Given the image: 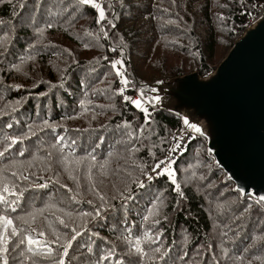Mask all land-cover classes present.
Masks as SVG:
<instances>
[{
    "label": "trees",
    "instance_id": "16d2710c",
    "mask_svg": "<svg viewBox=\"0 0 264 264\" xmlns=\"http://www.w3.org/2000/svg\"><path fill=\"white\" fill-rule=\"evenodd\" d=\"M70 1L0 0V151L8 149L0 171L14 164L0 191L6 185L15 193H3L7 203H0V211L8 212L1 216L12 221H0V249H7L0 258L7 264H264V201L235 191L207 150L199 152L201 165L184 169L202 136L151 176L178 126L175 115L158 108L153 88L178 76L176 65L154 80L113 85L118 113L109 117L105 109L75 123L88 114L80 110L92 106V71H100V78L107 70L92 50L105 58L115 51L133 76L132 55L140 42L135 38L144 36L136 30L149 34L147 57L160 46L156 39L170 34L169 42L207 76L264 0H100L111 25L99 29L97 47L86 26L77 27L60 7ZM133 5L152 21L140 17L143 25L133 29ZM53 31L71 44L45 45ZM96 58L99 68H93ZM34 60L37 80H11L21 63ZM136 93L144 101L140 107L130 102ZM12 139L17 143L9 148ZM76 231L80 235L64 256L63 246ZM25 237L46 245L29 252L27 241L20 243ZM117 239L118 246L112 243ZM137 240L142 253L135 251Z\"/></svg>",
    "mask_w": 264,
    "mask_h": 264
},
{
    "label": "water",
    "instance_id": "95a60500",
    "mask_svg": "<svg viewBox=\"0 0 264 264\" xmlns=\"http://www.w3.org/2000/svg\"><path fill=\"white\" fill-rule=\"evenodd\" d=\"M157 86V101L165 99L158 108L201 125L234 190L264 201V12L210 74L193 71Z\"/></svg>",
    "mask_w": 264,
    "mask_h": 264
},
{
    "label": "rangeland",
    "instance_id": "374dc122",
    "mask_svg": "<svg viewBox=\"0 0 264 264\" xmlns=\"http://www.w3.org/2000/svg\"><path fill=\"white\" fill-rule=\"evenodd\" d=\"M96 3L100 4V0H96ZM264 3H260L259 6L260 13L262 14L264 12ZM101 5V4H100ZM63 8V10H68V12L71 14V18L77 21V27L81 25L86 26V32L90 33V39H94V45L97 47L100 43V38L97 34H99V29L101 27H105L107 30L110 28L111 22L108 20L106 17V12L104 10V16L105 18L103 20L99 19V12L97 9L92 7L91 5H85L79 2V0H72L70 2H64L60 6ZM140 8L136 7L133 5L132 7V18H133V24L132 28H137L139 25H143V20L140 17H143L146 22L152 21L144 16H140L139 12ZM132 20V19H131ZM130 20H126L123 22L125 25L130 26L131 22H127ZM175 21V20H169L168 23ZM53 25L56 28L60 29H65L63 25H61L60 21L53 20ZM106 30V32H108ZM44 31V29H43ZM136 31H140L143 33L144 36L137 37L135 39H138L139 42V52L135 53L132 55L133 58V63H132V68H133V76H128L127 72L125 71L124 67L122 66L121 60L118 59V57L115 55V51H111L108 53L107 58L101 53H99L96 50H92L93 56H101L104 58L105 65L107 66V70L103 72L100 78V71L95 70L92 71V76H95V79H93L94 86L90 88V93L93 95L94 98L89 99V103H91V108L87 109L83 107L80 111L84 113H88L85 115H82L80 118H78L75 123H78L83 120H88L92 116H95L96 112H101L104 111L105 109L109 111V117L116 115L119 111V103L120 101L117 99V91H116V97H115V88L113 85L118 86V88L121 89V85H126V86H134V85H128L131 84L136 78L139 80H154L158 77L159 72L162 70L163 73H167V69L172 66L176 65L178 70L180 71L179 75H184L187 73H191L193 71H198L195 67V59H193L191 56H186L185 54L181 53L176 45H173L169 42V38L171 37L170 34H167L163 36L162 38L156 39L157 41L160 40V46L156 49H152L151 53H149V56L147 57L146 54L150 52L149 49H145L146 46V39H149V34H145L143 29H138ZM42 31L39 30V33ZM46 35L49 34V32H45ZM49 37L51 40H44L42 41L45 45L49 46L50 43L53 42H58L61 43L62 45H70L71 43L68 42L65 38L62 37V33L58 31H53L49 34ZM161 43L163 44L161 46ZM159 44L156 45V47ZM162 48V49H161ZM157 50H161L158 52ZM157 51V52H155ZM155 52V53H154ZM225 52L222 51L221 55H223ZM226 55V54H225ZM224 58V57H223ZM94 60V59H93ZM110 61V62H109ZM115 61H120V64H117L116 69H113L112 63ZM102 64L98 62V58L94 60L93 63V68H99ZM218 65V64H217ZM25 62L21 63L19 65V70L16 71V75L12 76L11 80L19 82L21 84H27L29 80H37L39 78V74L34 72L32 69L37 68V64L34 61H32L29 65L28 62L26 61V67ZM30 68L28 71L27 68ZM117 70L120 71L121 73V78L117 75ZM20 73V74H19ZM19 74V75H18ZM97 77V78H96ZM173 77L176 76H171L168 78H164V80H169ZM120 81L118 84L116 82ZM123 81H127V83H123ZM163 81V80H162ZM90 85V84H89ZM158 85V84H157ZM154 87L153 92L154 95L157 93V88L158 86ZM91 86V85H90ZM102 96V97H101ZM157 96V95H156ZM101 97V99H100ZM133 97V96H132ZM139 100L140 105L142 104L141 99H135L134 97L130 99V102L133 103V101ZM156 103L158 104H164L165 99L164 98H159V100H155ZM134 104V103H133ZM95 107H98L96 110L90 112L92 109ZM198 135H200V131L198 132ZM206 150V145L204 142H195L194 146L192 148V151L189 155L188 159V164L184 167V169H193L196 165H201V160L199 156V152ZM211 161L213 162L212 158ZM33 165H38L39 167H42L39 163H36L35 161H32ZM182 164V163H181ZM14 164H7L1 171H0V181L1 183H4L7 175V171L11 168H13ZM157 172L153 171L152 175ZM223 175V173L221 172ZM224 176V175H223ZM4 213H8L7 211H0V216L3 215ZM112 243L116 244L117 246L121 244L120 240L117 239L116 241H112Z\"/></svg>",
    "mask_w": 264,
    "mask_h": 264
},
{
    "label": "snow or ice",
    "instance_id": "6c2138e0",
    "mask_svg": "<svg viewBox=\"0 0 264 264\" xmlns=\"http://www.w3.org/2000/svg\"><path fill=\"white\" fill-rule=\"evenodd\" d=\"M79 2L82 3V4H85V5H91L92 7H94L95 9H97L98 12H99V19L100 20H103L105 18V16H104V10L101 8V5L99 3H96L95 2V0H79ZM49 27H51V25H49ZM120 63H121L120 61L113 62L112 63L113 69H116L117 64H120ZM117 75H121V73H120L119 70H117ZM122 82L123 83H127V81H123V80H122ZM133 103L137 107H140V101L139 100H135V101H133ZM184 123L186 125H188V121L187 120H185ZM188 126L191 127V128H193L197 132L200 131V129L197 128L195 125H188ZM16 143H17V140L16 139H12L11 144L9 145V148L12 145L16 144ZM6 151H8L7 148L4 151H0V157H3ZM162 164H164V161H160L159 164H157V167L159 168L160 165H162ZM166 171H167V169H166ZM43 186L44 185H41V187H43ZM3 193H9V194L15 195V193H12L11 190L9 189V187L5 185L3 187V189H2V191H0V203H7L6 196ZM97 214H99V213H97ZM0 221H2L4 223V225H6V226L12 224V221L10 219H8L6 217H3V216H0ZM61 223H63V221H61ZM11 234H12V236L17 235V231H16L15 228H13ZM40 235L43 236L44 233L41 232ZM79 235H80V232L79 231H76L75 232V235H72L71 236V239H69L67 241L66 245L63 246V255L64 256H66L68 254V249L71 247L72 242L75 241L76 238H77V236H79ZM25 240L27 241V244L29 245V247H28V251L29 252H35L36 251V249L33 246H36V245H46V242L37 241V240H35V239L31 238V237H25V239H22L20 241V243L21 244H24L25 243ZM135 245H136L135 246V251L142 253V249L140 248V241L139 240H137L135 242ZM0 251H7V249L6 248H3V249H0ZM157 251H158V249H157ZM51 253H52V250L51 249H47V253L46 254L50 256ZM104 259H107V257H105ZM0 264H7V260L4 259V258H0ZM57 264H64V260L63 259H60L57 262Z\"/></svg>",
    "mask_w": 264,
    "mask_h": 264
},
{
    "label": "built area",
    "instance_id": "2783aa9c",
    "mask_svg": "<svg viewBox=\"0 0 264 264\" xmlns=\"http://www.w3.org/2000/svg\"><path fill=\"white\" fill-rule=\"evenodd\" d=\"M259 9L260 8H258L255 15L250 18L248 25L254 23L261 16ZM190 137V130L183 124L177 127L172 138L173 148L167 152L166 158L163 160L164 164L160 165L159 168L157 167V170L164 168L171 160L177 159V157L186 149Z\"/></svg>",
    "mask_w": 264,
    "mask_h": 264
}]
</instances>
